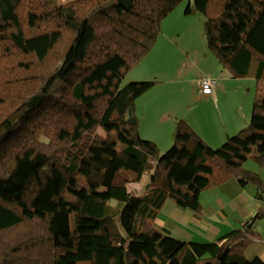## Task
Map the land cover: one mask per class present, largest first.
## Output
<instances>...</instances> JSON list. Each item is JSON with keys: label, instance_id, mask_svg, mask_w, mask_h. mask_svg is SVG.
Returning <instances> with one entry per match:
<instances>
[{"label": "trees", "instance_id": "trees-1", "mask_svg": "<svg viewBox=\"0 0 264 264\" xmlns=\"http://www.w3.org/2000/svg\"><path fill=\"white\" fill-rule=\"evenodd\" d=\"M182 1L0 0V264H264L245 257L247 225L195 243L154 224L168 200L196 214L200 193L233 177L264 184L241 169L253 148L264 166V0L184 11L203 16L222 66L254 79L248 126L212 148L177 120L162 155L140 138L134 102L155 82L122 81ZM144 174L134 198L126 186Z\"/></svg>", "mask_w": 264, "mask_h": 264}, {"label": "crops", "instance_id": "crops-1", "mask_svg": "<svg viewBox=\"0 0 264 264\" xmlns=\"http://www.w3.org/2000/svg\"><path fill=\"white\" fill-rule=\"evenodd\" d=\"M175 34L174 39H169L168 43L181 53L183 57L182 66L188 67V48L179 45L173 46L171 44V42L178 41L180 38L177 31ZM155 48L156 47H153L152 49L155 50ZM153 52L154 51H150L144 59L141 60V62H149V65H154L153 69L150 68L151 70H146L142 75L136 78L141 80L133 81L155 82L162 81L161 79H163V77L167 78L168 81H173L175 79L177 71H173L169 68L173 67V65H175L182 57L174 58L171 56L168 57L169 61L166 60V62L163 63V60H165L163 58H160L157 61L154 60L152 57ZM210 60L213 62V70L207 73L203 72L204 74H201L200 77L193 82L194 87L196 83L199 93L196 100L199 97H203L209 107L213 103L218 105L220 101L225 100L226 97L229 96L233 99L236 112L227 113L226 116L221 118L225 123L226 129L224 128V132H220L215 127L214 122L210 123L207 120H203L205 125H201L195 118H185L184 121L207 145L212 148H217V146L220 147L228 137L237 134L249 123L251 116L250 110L252 111L251 107L254 100V95L251 94V88L255 81L253 78H236L232 75L230 70L222 66L220 63L216 62L214 59ZM143 75L150 76L146 78ZM203 77H211L216 80L214 93L208 97H205L199 92V81ZM153 90L154 88L152 87L138 98L144 106L147 107L141 118L135 114L137 104L134 106L133 113L137 119L139 135L142 128H148L150 132L155 133L156 137H161L164 132L161 133V128L158 124H160V121L162 120H167L165 115L167 113L164 111L165 114H162V112H160L161 109H155V107L160 106L165 92H160L156 96H153ZM196 108L197 107H194L191 113L198 114V111H195ZM163 128L164 127H162V129ZM166 143L167 147H170L169 145L172 144V139L166 136ZM261 167L264 168V166ZM259 175L262 177L264 183V175ZM259 195H261V198ZM135 197L138 196L135 195ZM139 197H141V195ZM199 203L200 210L195 214L190 210L178 209L171 200L166 201L160 209L154 223L156 229L169 233V235L178 240L204 243L216 241L218 238L235 228H241L244 225H247V227L251 228L256 234V237L251 239L247 244L245 257L247 260L258 258L264 262V184L262 190L259 191L252 184L242 186L237 183L236 179L235 181H231L230 179L220 186L207 189L200 193ZM163 211L165 214H163ZM168 214L169 216H167ZM254 214H256L255 217H253Z\"/></svg>", "mask_w": 264, "mask_h": 264}, {"label": "rangeland", "instance_id": "rangeland-1", "mask_svg": "<svg viewBox=\"0 0 264 264\" xmlns=\"http://www.w3.org/2000/svg\"><path fill=\"white\" fill-rule=\"evenodd\" d=\"M68 1L71 0H55L54 4L58 6L59 4H64ZM189 3L191 5L192 1L183 0L169 14V16L165 18L162 27L160 25L161 31L157 37V41L154 46L156 48L155 50L154 49L151 50V52L154 51L152 53V57L154 58V60L157 61L158 59L163 58L165 59L163 60V63H165L166 60L169 61L168 57L171 56H173L174 58L182 57L181 53L168 43L169 39L171 38L174 39V36L176 35L175 34L176 31L179 33L180 38L178 41L171 42V44L173 46L175 45L184 46L189 50V57L187 61L188 67L182 66L183 63V57H182L180 60L176 62L175 65H173V67L169 68L172 69L173 71H177V74L175 75V79L173 81H168L167 78L163 77V79H161L162 81H155L153 85L154 88L152 92L153 96H156L160 92H165V95L163 97L160 106L155 107V109H161L160 112H162V114H165L164 111H166L167 113L165 114L167 120L165 121L162 120L160 121L161 123L158 124L161 128L160 129L161 133L162 132L164 133L162 134L161 137H156L155 133L150 132L148 128H142L140 133L141 135L140 138H142L143 140L149 139L148 141L153 142L156 145L158 149V153L160 155L165 153L172 145L170 144L169 145L170 147H167L168 142L166 143V136L170 139H173L175 123L177 120L184 121L185 118L188 119L195 118L201 125H205V122L203 120H207L210 123L214 122L215 127L220 132H224L226 129L225 123L221 118L226 116L227 113H232L234 111L236 112V108L233 104V99L229 96L226 97L225 100L220 101L218 105L213 103L209 107L206 104V100L203 99V97L202 98L199 97L196 100V97L199 95V93L196 87V83L194 87L193 82L196 81V79H198L201 74L213 70L212 69L213 62L210 59H214L216 62L218 61L213 56V54L210 53V51L208 50L205 38L202 36L203 16L197 12H191L194 13L192 15L184 14L185 8ZM153 66L154 65H149V62L138 63L126 73V75L123 78L122 85L129 82H135L133 80H141L136 78L142 75V73H144L146 70H151L150 68L153 69ZM143 76L148 78L150 75L149 76L143 75ZM254 93H255V83L254 85H252L251 88V94L254 95ZM135 104H137L135 114L139 118H141L147 107L144 106V104L141 102L140 99H137L134 102V106ZM194 107H197L195 111H198V114L191 113ZM248 124L245 127H243V129L246 128ZM162 127L164 128L162 129ZM255 156H256V149L253 148L247 161L244 164H242L241 169L256 173L258 175L259 174L264 175V168L258 165L254 161ZM260 178L262 179L261 176ZM148 181H149V175L144 174L138 182L136 183L130 182L127 184L126 186L127 192L130 193L134 198H137L135 197V195L138 197L140 195L143 196L147 190ZM231 181H235V178L234 177L231 178ZM260 196L261 195H259V197ZM111 203H114V201ZM163 214H165L164 211ZM169 214L167 216H169ZM255 216L256 214H254L253 217ZM204 243H208V242H204Z\"/></svg>", "mask_w": 264, "mask_h": 264}, {"label": "built area", "instance_id": "built-area-1", "mask_svg": "<svg viewBox=\"0 0 264 264\" xmlns=\"http://www.w3.org/2000/svg\"><path fill=\"white\" fill-rule=\"evenodd\" d=\"M199 92L202 95L210 96L214 93V90L216 88V81L209 77H203L199 81Z\"/></svg>", "mask_w": 264, "mask_h": 264}, {"label": "water", "instance_id": "water-1", "mask_svg": "<svg viewBox=\"0 0 264 264\" xmlns=\"http://www.w3.org/2000/svg\"><path fill=\"white\" fill-rule=\"evenodd\" d=\"M128 115L130 116V115H131V113L129 112V113H128Z\"/></svg>", "mask_w": 264, "mask_h": 264}]
</instances>
